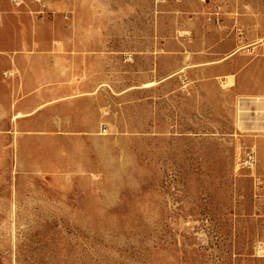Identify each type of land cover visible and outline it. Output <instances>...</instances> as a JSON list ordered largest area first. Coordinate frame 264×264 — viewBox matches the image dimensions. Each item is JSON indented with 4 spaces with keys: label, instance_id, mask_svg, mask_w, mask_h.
Wrapping results in <instances>:
<instances>
[{
    "label": "rangeland",
    "instance_id": "rangeland-1",
    "mask_svg": "<svg viewBox=\"0 0 264 264\" xmlns=\"http://www.w3.org/2000/svg\"><path fill=\"white\" fill-rule=\"evenodd\" d=\"M18 38L63 91L0 136V264H264V0H0Z\"/></svg>",
    "mask_w": 264,
    "mask_h": 264
},
{
    "label": "crops",
    "instance_id": "crops-1",
    "mask_svg": "<svg viewBox=\"0 0 264 264\" xmlns=\"http://www.w3.org/2000/svg\"><path fill=\"white\" fill-rule=\"evenodd\" d=\"M40 44L43 42L37 39L32 41L28 38H18L7 48L0 47V136L3 130L6 132L4 135L12 136L13 128L19 122V119L15 118L16 112L26 107L28 95L34 94L42 99L41 104L34 106L40 108L48 107L57 100V97H51L52 93L63 91L59 85L60 72L63 70L59 72L56 64L48 63L56 60V54L32 53ZM44 44L53 45L52 42ZM249 46L248 53L253 56L252 60H264V39L251 42ZM242 49L243 47H238L231 55L241 53ZM256 92L264 93V88H258ZM18 94L23 95L22 99H16ZM12 111L14 113H11Z\"/></svg>",
    "mask_w": 264,
    "mask_h": 264
},
{
    "label": "built area",
    "instance_id": "built-area-1",
    "mask_svg": "<svg viewBox=\"0 0 264 264\" xmlns=\"http://www.w3.org/2000/svg\"><path fill=\"white\" fill-rule=\"evenodd\" d=\"M15 1V3H18L19 2V0H14Z\"/></svg>",
    "mask_w": 264,
    "mask_h": 264
}]
</instances>
